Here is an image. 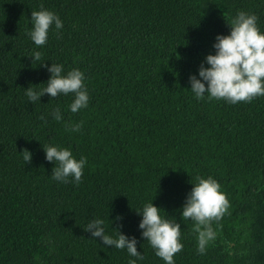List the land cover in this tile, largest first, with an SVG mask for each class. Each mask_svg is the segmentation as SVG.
<instances>
[{
	"label": "trees",
	"instance_id": "16d2710c",
	"mask_svg": "<svg viewBox=\"0 0 264 264\" xmlns=\"http://www.w3.org/2000/svg\"><path fill=\"white\" fill-rule=\"evenodd\" d=\"M41 6L63 27L37 47L27 32ZM240 10L264 31V0H0V264H128L126 250L85 231L97 217L137 238L140 264H164L137 227L152 198L180 224L175 264H264V96L232 104L188 90ZM51 62L84 73L86 108L72 113L71 94L28 101ZM47 144L86 159L79 183L52 179ZM196 176L216 179L229 201L203 254L180 215Z\"/></svg>",
	"mask_w": 264,
	"mask_h": 264
},
{
	"label": "clouds",
	"instance_id": "9594fccd",
	"mask_svg": "<svg viewBox=\"0 0 264 264\" xmlns=\"http://www.w3.org/2000/svg\"><path fill=\"white\" fill-rule=\"evenodd\" d=\"M257 19L255 13L237 11L228 23V34H216L212 44L214 52L206 54L196 74L188 77V90L196 99H203L206 95L208 99H224L235 104L264 96V31L257 26ZM30 24L27 36L37 47L46 44L50 27L54 26L56 30L63 27L60 17L43 6L31 11ZM40 56V51L34 49L32 59L40 60ZM46 70L50 75L46 82L40 83L43 87L29 85L25 89L29 102H40L44 94L49 97L71 94L68 109L72 113L87 107L89 96L84 84L85 76L80 69L65 71L62 64L51 62ZM50 115L56 121L62 120L59 107L52 109ZM41 119L44 117L41 116ZM80 126L79 123L72 124L70 130L78 131ZM42 149L45 159L55 165L51 171L53 180L61 183L80 182L86 164L83 156L77 159L69 148L55 144H47ZM24 159L30 160L27 150H24ZM191 185L180 208V215L194 222L196 249L203 254L217 237L212 222L221 220L229 208V201L212 176H196ZM152 200L144 202L139 210H135L140 216L137 225L140 236L164 264H175L174 255L183 248L180 224L162 215L163 210L154 205ZM113 220L118 222L122 217L117 214ZM112 229L114 233H107L105 221L99 217L89 220L85 225V231L91 239L99 238L104 246L126 250L128 264H140L145 257L137 250V238L118 228Z\"/></svg>",
	"mask_w": 264,
	"mask_h": 264
}]
</instances>
